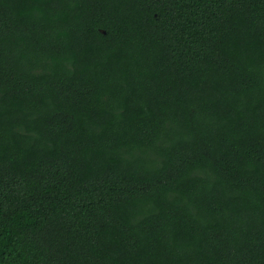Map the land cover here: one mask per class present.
Instances as JSON below:
<instances>
[{"label":"trees","instance_id":"16d2710c","mask_svg":"<svg viewBox=\"0 0 264 264\" xmlns=\"http://www.w3.org/2000/svg\"><path fill=\"white\" fill-rule=\"evenodd\" d=\"M0 264H264V0H0Z\"/></svg>","mask_w":264,"mask_h":264}]
</instances>
